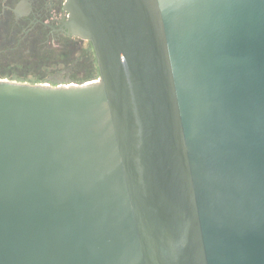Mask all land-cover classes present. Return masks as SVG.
<instances>
[{
	"label": "water",
	"instance_id": "water-1",
	"mask_svg": "<svg viewBox=\"0 0 264 264\" xmlns=\"http://www.w3.org/2000/svg\"><path fill=\"white\" fill-rule=\"evenodd\" d=\"M100 79H0V264H264V0H67Z\"/></svg>",
	"mask_w": 264,
	"mask_h": 264
},
{
	"label": "flooded vegetation",
	"instance_id": "flooded-vegetation-1",
	"mask_svg": "<svg viewBox=\"0 0 264 264\" xmlns=\"http://www.w3.org/2000/svg\"><path fill=\"white\" fill-rule=\"evenodd\" d=\"M66 3L67 0H0L1 41L17 50H29L30 47L31 50L37 47L49 52L57 50L55 60L51 62L68 68L69 72L52 82L85 84L95 78L99 80L100 71L92 43L70 35L65 27L70 17L65 10ZM58 48L63 49L59 51ZM81 67L83 69L79 70Z\"/></svg>",
	"mask_w": 264,
	"mask_h": 264
},
{
	"label": "rangeland",
	"instance_id": "rangeland-1",
	"mask_svg": "<svg viewBox=\"0 0 264 264\" xmlns=\"http://www.w3.org/2000/svg\"><path fill=\"white\" fill-rule=\"evenodd\" d=\"M3 36L0 35V48H4V46L9 45L1 41ZM74 48V47H73ZM27 49H29L27 47ZM57 49V48H56ZM59 51H62L63 48H58ZM68 49H65V51ZM70 51L72 49L69 48ZM27 51V52H25ZM24 52V53H23ZM49 52V50L44 49L43 47H37L33 48L31 50V47L29 50L22 49V50H17V49H12V47H9L5 50L0 49V72L6 73V74H17L16 76H20V78H24V73H37L40 75V77L43 78L46 83H49V79L51 80H59L63 78V68L62 65H55L52 62H54L57 53V50H54V52H51L50 56L52 57L50 59H42V61H35L33 57L29 59L28 57L36 56L34 58H41V56L46 55L45 53ZM30 54V56H28ZM45 57V56H43ZM52 61V62H51ZM35 64V66L32 65ZM34 67V68H32ZM87 67V66H86ZM46 68H49L48 70H45ZM85 68V67H84ZM83 68L81 67L79 70H82ZM62 70V74L60 75L59 72ZM59 71V72H58ZM83 72V71H82ZM58 76V77H57ZM48 80V81H47ZM97 79H92V81H96ZM71 83V82H70ZM88 83V82H85ZM59 84H64V82H59ZM68 84V83H65Z\"/></svg>",
	"mask_w": 264,
	"mask_h": 264
},
{
	"label": "trees",
	"instance_id": "trees-1",
	"mask_svg": "<svg viewBox=\"0 0 264 264\" xmlns=\"http://www.w3.org/2000/svg\"><path fill=\"white\" fill-rule=\"evenodd\" d=\"M6 47L7 48H9V46H4V48H0L1 49V51L2 50H5L6 49ZM12 49H14L13 47H12ZM25 52H27V51H25ZM24 53V52H23ZM46 55H44L43 54V56H45V57H43V56H41L40 55V57L41 58H34V57H36V56H30V54H28V56H30V57H28L29 59H31V57H33V59H35V61H42V59H50L51 57H52V55L50 56V54H51V52H47V53H45ZM32 65V64H31ZM30 65V66H31ZM32 66H35V64L34 65H32ZM31 66V67H32ZM32 68H34V67H32ZM49 68H46L45 70H48ZM71 70V69H70ZM69 72V69L68 68H63V72ZM59 72V71H58ZM60 73H62V70L59 72V74ZM17 74H6V73H2V72H0V79H2V80H10V81H18V82H22V83H29V84H50V85H53V86H58V85H62V84H59V83H55V82H52V81H54V80H51L50 81V79H49V83H46V81H44L43 80V78L42 77H40V75L39 74H37L36 72L35 73H24V78H20V76H16ZM58 77V76H57ZM48 81V80H47ZM65 84V83H64ZM68 84H76V85H80V83H76V82H71V83H68ZM65 85H67V84H65Z\"/></svg>",
	"mask_w": 264,
	"mask_h": 264
}]
</instances>
